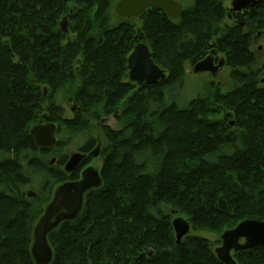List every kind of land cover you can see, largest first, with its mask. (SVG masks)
Here are the masks:
<instances>
[{
  "label": "trees",
  "instance_id": "trees-1",
  "mask_svg": "<svg viewBox=\"0 0 264 264\" xmlns=\"http://www.w3.org/2000/svg\"><path fill=\"white\" fill-rule=\"evenodd\" d=\"M223 1L191 0L177 19L147 8L111 24L112 0H0V264H34V224L54 188L79 178L48 163L55 149L35 145L29 131L42 115L57 135L85 133L110 114L120 122L102 128V185L86 193L74 220L48 234L49 264H223L201 237L177 244L164 205L192 229L219 235L246 219L264 221V85L249 48L252 31H264V0L221 31ZM138 31L166 74L146 86L124 80ZM210 51L223 54L235 87L168 104L184 63L193 67ZM72 84L76 115L63 120L53 98ZM232 256L264 264V246Z\"/></svg>",
  "mask_w": 264,
  "mask_h": 264
},
{
  "label": "water",
  "instance_id": "water-1",
  "mask_svg": "<svg viewBox=\"0 0 264 264\" xmlns=\"http://www.w3.org/2000/svg\"><path fill=\"white\" fill-rule=\"evenodd\" d=\"M257 0H231L230 10L240 14L255 4ZM147 8H154L165 12L173 19H177L183 12V6L176 0H119L114 6L115 14L120 18L137 17ZM68 20L63 17L58 26L64 33L68 32ZM136 44L127 56L126 67L128 79L133 83H141L146 86L164 79L165 71L153 62L150 51L145 43L143 35H136ZM80 60H77L79 63ZM224 65V59L214 61L213 51H210L203 59L196 62L193 73L208 72L215 76ZM264 77V61L261 64ZM263 81V79H262ZM46 119V115H42ZM56 124L54 122L38 123L30 128V136L35 145L48 151L56 145ZM97 149L90 156H97ZM85 157L81 152L73 153L64 164V171L72 172L78 167ZM56 157L48 159V163L55 166ZM102 178L98 170L92 166L84 168L78 179L67 180L57 185L49 202L45 205L41 216L33 226L30 254L34 264H49L52 260V249L48 243V234L56 229L63 221L74 220L84 206V197L90 190L99 188ZM29 196L34 193L29 191ZM175 234V242L179 244L182 238L188 234L189 222L181 216L172 220ZM221 243L215 247L214 254L223 264H237L232 253L251 250L258 246H264V221L246 219L220 234ZM135 261V260H134Z\"/></svg>",
  "mask_w": 264,
  "mask_h": 264
},
{
  "label": "rangeland",
  "instance_id": "rangeland-1",
  "mask_svg": "<svg viewBox=\"0 0 264 264\" xmlns=\"http://www.w3.org/2000/svg\"><path fill=\"white\" fill-rule=\"evenodd\" d=\"M119 0H112L111 12L108 14V21L111 24H114L118 20V16L114 12V6ZM191 0H183V4L187 5L190 4ZM230 2L231 0H224L223 4L224 7L227 9V16H225L224 20L221 22V31L224 30L225 25L233 24L236 19L234 16V11L230 10ZM137 25H139V21H136ZM243 31L246 32L247 26L244 24L242 25ZM261 30V31H258ZM70 36H74L73 33H69ZM136 35H141L138 31ZM257 36V37H256ZM251 52L254 54L256 67H261L262 62L264 61V31L262 29H256L252 31L250 34V46ZM217 58H223L222 53H213ZM161 68V67H160ZM163 69V68H162ZM184 71H185V78L183 81V85L175 86L174 88L169 89V93L167 94V103L170 104L172 102L176 103L178 106H185L186 103L195 98L196 96L201 95H209L210 91H214V88H218L221 93H225L231 89H233L236 85L235 80L230 77V68L227 65H223L218 73L215 76H212L208 72H201V73H193L192 66L187 62L184 63ZM125 81L129 83H133L128 79L127 74L124 77ZM213 82V83H211ZM262 84L264 85V79L261 80ZM77 84H72V86H67L59 90L54 98L53 102L54 105L57 107V114L63 120L72 119L75 117L76 112L74 114V109L71 110L72 105L75 106V110L77 109V105L73 102L75 88ZM140 87V85L135 84V89ZM80 106V105H79ZM213 106V105H212ZM81 107V106H80ZM116 114H110L104 122L99 121H91L89 130L82 134H71L65 130H61L59 135H57V140L61 141L62 147H57L56 153L59 156H65V158H69L73 153L76 152L77 148L80 147L88 137L94 138L97 143L100 144L101 154L98 157L92 159V165L97 168V170L101 171L103 164H104V155L103 149L107 145V140L105 138L103 132V126H109L112 129H119L120 122L116 118ZM221 118V114L209 116L210 120H216ZM52 156H47V159L51 158ZM62 170H64L63 163L60 166ZM66 172V171H65ZM67 174L69 172H66ZM162 211L165 214H168V218L170 220L172 226V220L175 217L181 216L182 218L186 219V216L181 213H176L170 207L164 205L162 206ZM190 225V224H189ZM173 228V227H172ZM174 234V230H173ZM188 235H195L205 239L208 244L210 245L211 250L214 252L215 247L219 246L221 243L220 235L217 232L209 231L207 229H192L190 225V229ZM175 236V234H174ZM183 239V238H182ZM151 255V253H149ZM136 260V259H135ZM135 262V261H134Z\"/></svg>",
  "mask_w": 264,
  "mask_h": 264
},
{
  "label": "flooded vegetation",
  "instance_id": "flooded-vegetation-1",
  "mask_svg": "<svg viewBox=\"0 0 264 264\" xmlns=\"http://www.w3.org/2000/svg\"><path fill=\"white\" fill-rule=\"evenodd\" d=\"M176 1H178V2H180L181 4H182V6H183V0H176ZM258 1V0H257ZM251 7V6H250ZM249 7V8H250ZM249 8L248 9H246V10H244V11H242L240 14H238L237 12H234V16H236V19L235 20H237L238 21V19L239 18H241L242 17V15H244L248 10H249ZM240 25L242 26V23L240 22ZM257 37V36H256ZM214 53V52H213ZM213 57H214V61L216 62L217 60H218V58H217V56H215L214 54H213ZM74 109V110H73ZM71 110H73L74 111V114H75V112H76V110H75V106L74 105H72V107H71ZM78 111H80V110H78ZM107 117H103V118H101L100 119V121L101 122H104V120L106 119ZM42 122H40V123H45V122H48L46 119H44V118H42ZM56 124V123H55ZM57 129H58V125L56 124V131H55V136H56V140H57ZM58 141V140H57ZM57 141H56V143H57ZM84 146V143L80 146V147H78L77 148V150H76V152H81V153H83L84 155H85V157L80 161V163L78 164V167L76 168V169H74L73 171H75V170H78V176H80V173H81V171L84 169V168H86V167H89V166H92L93 168H95L93 165H92V159H94L95 157H98L100 154H101V149H100V144L99 143H97V141L96 140H94V142L92 143V145H91V147L90 148H88L87 150H81V147H83ZM57 147H56V145H55V147H54V149H56ZM53 149V150H54ZM97 149V152H98V155L97 156H93V157H91L90 156V153H92V152H94L95 150ZM52 151V150H51ZM51 156L52 157H56V160H55V166L54 167H60L61 165H62V163H63V167H64V164L66 163V161L69 159V158H65V159H63V162L62 163H60V156H59V154H57L56 152L54 153V154H51ZM96 170H97V168H95ZM72 171V172H73ZM99 171V170H98ZM99 173H100V175H101V171H99ZM82 209H83V207H82ZM82 209H81V211H82ZM80 211V212H81Z\"/></svg>",
  "mask_w": 264,
  "mask_h": 264
}]
</instances>
